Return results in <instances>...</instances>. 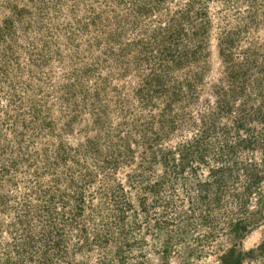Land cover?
<instances>
[{"label": "rangeland", "instance_id": "1", "mask_svg": "<svg viewBox=\"0 0 264 264\" xmlns=\"http://www.w3.org/2000/svg\"><path fill=\"white\" fill-rule=\"evenodd\" d=\"M0 264H264V0H0Z\"/></svg>", "mask_w": 264, "mask_h": 264}, {"label": "trees", "instance_id": "2", "mask_svg": "<svg viewBox=\"0 0 264 264\" xmlns=\"http://www.w3.org/2000/svg\"><path fill=\"white\" fill-rule=\"evenodd\" d=\"M218 170H222V169H220V167L219 168L212 169V171H214V172H217ZM247 181H248V185H250L252 183L251 180H247Z\"/></svg>", "mask_w": 264, "mask_h": 264}]
</instances>
